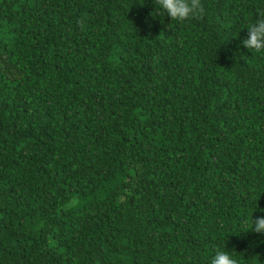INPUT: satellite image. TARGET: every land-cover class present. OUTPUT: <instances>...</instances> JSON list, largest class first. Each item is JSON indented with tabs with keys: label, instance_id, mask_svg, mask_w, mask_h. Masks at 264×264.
I'll list each match as a JSON object with an SVG mask.
<instances>
[{
	"label": "trees",
	"instance_id": "1",
	"mask_svg": "<svg viewBox=\"0 0 264 264\" xmlns=\"http://www.w3.org/2000/svg\"><path fill=\"white\" fill-rule=\"evenodd\" d=\"M201 2L0 0V264H264V0Z\"/></svg>",
	"mask_w": 264,
	"mask_h": 264
},
{
	"label": "clouds",
	"instance_id": "2",
	"mask_svg": "<svg viewBox=\"0 0 264 264\" xmlns=\"http://www.w3.org/2000/svg\"><path fill=\"white\" fill-rule=\"evenodd\" d=\"M155 4L173 21L178 22L202 19L206 14L201 0H155ZM247 29L248 36L242 41V44L252 50L254 54L264 53V10L258 12L257 20L250 24ZM248 230L264 233V216L255 219L252 217ZM210 264H238V261L228 251L217 247Z\"/></svg>",
	"mask_w": 264,
	"mask_h": 264
}]
</instances>
